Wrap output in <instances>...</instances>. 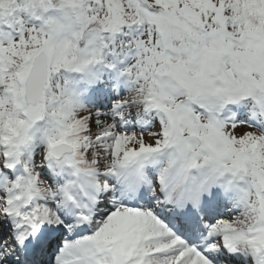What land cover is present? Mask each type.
I'll list each match as a JSON object with an SVG mask.
<instances>
[{
	"label": "snow or ice",
	"instance_id": "obj_1",
	"mask_svg": "<svg viewBox=\"0 0 264 264\" xmlns=\"http://www.w3.org/2000/svg\"><path fill=\"white\" fill-rule=\"evenodd\" d=\"M0 264H264V0H0Z\"/></svg>",
	"mask_w": 264,
	"mask_h": 264
}]
</instances>
